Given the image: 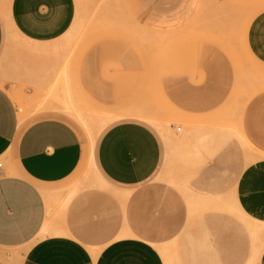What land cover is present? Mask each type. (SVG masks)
<instances>
[{"label": "crops", "instance_id": "1", "mask_svg": "<svg viewBox=\"0 0 264 264\" xmlns=\"http://www.w3.org/2000/svg\"><path fill=\"white\" fill-rule=\"evenodd\" d=\"M74 15V0H0V264H168L159 244L163 222L150 211L156 198L139 187L162 160L151 121L121 109L113 120L131 119L108 125L95 146L98 133L91 141L88 126L83 140L68 113L69 96L113 110L133 104L127 51L79 50L69 64L62 38ZM190 73L165 92L177 112L202 116L224 92L212 93L210 67ZM14 96L35 100L39 111L22 118ZM259 156L237 176L234 204L264 224V152ZM87 161L96 176L79 189ZM185 219L176 197V264H239L227 243L214 253L211 227ZM258 242L256 264H264Z\"/></svg>", "mask_w": 264, "mask_h": 264}, {"label": "rangeland", "instance_id": "2", "mask_svg": "<svg viewBox=\"0 0 264 264\" xmlns=\"http://www.w3.org/2000/svg\"><path fill=\"white\" fill-rule=\"evenodd\" d=\"M74 1V21L62 38L69 64L79 50L127 51L133 104L113 110L69 96L68 113L83 140L88 126L98 133L95 146L108 125L131 119L104 122L96 117L127 108L151 121L146 124L158 135L162 160L139 187L156 198L150 211L163 222L159 244L164 262L176 264L177 197L187 226L211 227L214 253L217 243L223 248L227 243L229 259L256 264L264 224L237 212L234 185L241 170L264 152V0ZM11 40L17 48V38ZM207 66L213 70L207 75L212 93L223 91L224 96L205 115L177 112L165 91ZM14 99L22 118L39 111L40 104L27 96ZM94 176L96 167L87 161L76 187L86 189Z\"/></svg>", "mask_w": 264, "mask_h": 264}, {"label": "bare ground", "instance_id": "3", "mask_svg": "<svg viewBox=\"0 0 264 264\" xmlns=\"http://www.w3.org/2000/svg\"><path fill=\"white\" fill-rule=\"evenodd\" d=\"M129 111H131L132 113H135V110H133V111H132V110H129ZM129 111H127V113L131 115L132 113H131V112L129 113ZM136 112H137V111H136ZM124 113H126V111H123V114H124ZM141 113H142V112L139 113V111H138V113H137V114H134V115H135V116H137V115H141ZM121 114H122V112H119V113H117V114L115 113L114 115L111 114V115L106 116V117H102V116H101V117H96L95 120H97V121H104V122H107V121L113 120V119L116 118V117H120ZM142 115H144V114L142 113ZM142 115H141V116H142ZM122 116H123V115H122ZM141 116H140V117H141ZM144 116H145V118H146V115H144ZM144 116H143V117H144ZM146 119H147V118H146ZM98 124H99V123H98ZM102 124H104V123H102ZM104 125H105V124H104ZM99 127H100V126H99ZM87 128H88V127H87ZM95 135H96V134H95L94 132H90V133H89V136H90V140H91V141H93ZM256 155H257V153H256ZM258 156H259V155H258ZM256 157H257V156H256ZM256 157H254V158H256Z\"/></svg>", "mask_w": 264, "mask_h": 264}, {"label": "built area", "instance_id": "4", "mask_svg": "<svg viewBox=\"0 0 264 264\" xmlns=\"http://www.w3.org/2000/svg\"><path fill=\"white\" fill-rule=\"evenodd\" d=\"M178 130H180V129H178ZM0 166H1V164H0Z\"/></svg>", "mask_w": 264, "mask_h": 264}]
</instances>
